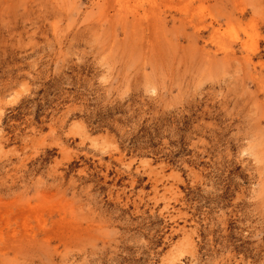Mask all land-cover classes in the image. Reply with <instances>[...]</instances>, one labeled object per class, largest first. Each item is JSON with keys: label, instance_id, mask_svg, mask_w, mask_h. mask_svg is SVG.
<instances>
[{"label": "rangeland", "instance_id": "rangeland-1", "mask_svg": "<svg viewBox=\"0 0 264 264\" xmlns=\"http://www.w3.org/2000/svg\"><path fill=\"white\" fill-rule=\"evenodd\" d=\"M0 264H264V0H0Z\"/></svg>", "mask_w": 264, "mask_h": 264}]
</instances>
